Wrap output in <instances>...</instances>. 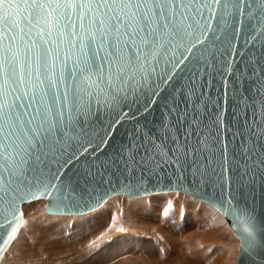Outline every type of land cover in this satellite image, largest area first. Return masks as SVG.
Listing matches in <instances>:
<instances>
[{"label": "snow or ice", "instance_id": "1", "mask_svg": "<svg viewBox=\"0 0 264 264\" xmlns=\"http://www.w3.org/2000/svg\"><path fill=\"white\" fill-rule=\"evenodd\" d=\"M262 39L264 0H0V245L16 239L13 225L23 216L18 202L53 196L49 211L58 213L73 200L79 185L65 173L85 153L92 161L85 174L106 175L95 159L106 138L92 152L82 142L83 151L77 149L76 138H87L88 118L99 119L110 103L147 95L146 88L157 96L180 65L181 78L193 81L194 98L181 93V103L165 104L174 131L165 137L163 163L189 183L217 176L227 184L230 165L241 179L264 176V98L250 97L234 110L226 136L223 100L205 101L196 87L204 58L216 61L213 49L221 48L235 55L237 41L254 82L264 81ZM156 103L150 99L139 112L150 115ZM209 103L220 111H208ZM160 154L154 141L134 139L113 163L123 160L121 167L142 180L151 171L145 165L157 164ZM224 202L232 207L231 197ZM239 216L245 248H251L258 233L247 211Z\"/></svg>", "mask_w": 264, "mask_h": 264}, {"label": "water", "instance_id": "2", "mask_svg": "<svg viewBox=\"0 0 264 264\" xmlns=\"http://www.w3.org/2000/svg\"><path fill=\"white\" fill-rule=\"evenodd\" d=\"M241 29V35L247 38L249 31L247 21L242 22ZM261 44H264V39L261 40ZM240 51L239 41L235 45L236 54L231 57L223 48L219 51L213 49L217 60L212 61L211 55H208L202 61L205 67L197 69L200 72L199 80L196 82L197 92L205 93V101L219 103L223 100V124L226 136L229 126L233 123L234 110L239 112L245 104H250L251 101L248 99L250 97H255L257 100L264 98V81L256 79L254 82L255 78L249 74L251 65L241 61ZM182 67L183 65H180L177 68L172 79L166 84L159 85L157 96L153 97L152 89L146 88L144 91L147 95L140 94L139 99L131 96L120 103H110L102 108L99 119L96 116L88 118L89 122L85 125L87 138L83 136L76 138L77 149L78 152L83 151V148L79 147L82 142L84 147H88L89 152H92L101 140L106 138L107 143L102 145V150L97 152L95 157L97 166L101 164L105 166L102 171L106 175H97L92 178L85 174L92 165V161L86 159L87 153H85L80 157V161H74L76 167H72L70 171L66 170L65 174L69 177V182L73 186L77 184L79 186L76 187L73 200L65 201L60 212H50L49 208L55 202L53 196H43L40 193L37 194L36 199L29 198L18 202V209L23 212L24 205L45 200L44 213L47 215L81 216L100 209L110 199L118 196L136 199L161 193L186 194L208 204L227 220L240 242L235 264H264V245H262L264 234L261 232L264 228V176L257 173L255 177L241 179L232 171L234 165H230L226 175L227 184L217 176H194V182L189 183L187 179L181 180L170 165L163 163V160L167 159V149L163 146L169 143L165 137L170 131H174L170 127L172 115L167 111L165 104L174 107V100L176 104L181 103V93L194 98L191 90L193 81L187 76L181 78L180 68ZM245 67L247 71H242ZM261 75L264 76V72ZM150 99H155L157 102L153 105L151 114L140 113L139 109ZM212 103H209L208 111H220L219 108H213ZM261 111L264 112V104L261 105ZM134 139L136 142L154 141L161 149L158 163L145 165L151 171L145 173L142 180L136 177L135 172L126 171L121 167L123 160L113 163L118 160L117 153ZM68 151L71 154L72 149L69 148ZM229 156H231V150H229ZM81 161L84 162L83 166ZM139 171L140 169L137 168L136 172ZM187 176L188 173L185 172L184 177ZM225 195L231 197V208L224 202ZM241 209L250 214L255 231L258 233L256 242L251 248H245V241L241 235L245 226L241 222L245 218L243 216L238 218ZM25 225L24 213L23 216L17 215L13 225L16 229V238ZM14 240L0 245V264Z\"/></svg>", "mask_w": 264, "mask_h": 264}, {"label": "rangeland", "instance_id": "3", "mask_svg": "<svg viewBox=\"0 0 264 264\" xmlns=\"http://www.w3.org/2000/svg\"><path fill=\"white\" fill-rule=\"evenodd\" d=\"M118 198L119 206L112 204V198L81 216L47 215L44 200L24 205L26 225L1 264L236 263L240 242L224 216L208 204L175 192ZM107 211L112 216L103 230L94 229L97 216ZM133 215L145 219V224L126 220ZM63 217L73 221L57 220ZM145 225L154 232L145 234ZM85 227L89 228L82 230Z\"/></svg>", "mask_w": 264, "mask_h": 264}, {"label": "bare ground", "instance_id": "4", "mask_svg": "<svg viewBox=\"0 0 264 264\" xmlns=\"http://www.w3.org/2000/svg\"><path fill=\"white\" fill-rule=\"evenodd\" d=\"M45 201V200H44ZM119 201H121V199H119L118 197L116 198H114V200L111 202L112 204H114L115 206H119L120 205V202ZM116 202V203H115ZM111 203H108V204H111ZM135 203H139V202H135ZM140 204H141V202H140ZM130 205H132V204H130ZM136 206H137V204H136ZM132 207H135V206H132ZM138 207V209L139 208H141L139 205L137 206ZM40 209V208H39ZM120 209V208H119ZM131 209V208H130ZM136 209V208H135ZM112 215L110 214V212L108 213V211L107 212H103V213H101V215L100 216H97V218H98V220L96 221V223H97V225L96 226H94V229L95 228H98V230H103V228L105 227V221H108L109 219H110V217H111ZM117 217V216H116ZM138 216H128V217H126V220H128V221H133V222H136L137 220H139V221H141V223L142 224H145V219H142V218H137ZM118 219V218H117ZM57 220H62L64 223L66 222V223H68V220L70 221L71 219H67V218H65V217H63V218H60V219H57ZM116 220V219H115ZM73 220H71V222H72ZM227 221V220H226ZM70 222V223H71ZM116 223V222H115ZM229 224V223H228ZM146 226V225H145ZM230 226V225H229ZM91 228H93V226H90ZM122 227V226H121ZM87 228H89V227H85V228H83L82 230H85V229H87ZM119 228V227H118ZM143 228H145V230L143 231V232H145V234H146V232H148L149 234H152L153 232H154V230H152V228H149L148 226H146V227H143ZM121 229V228H120ZM124 229V228H123ZM149 229H151V230H149ZM122 230V229H121ZM120 230V231H121ZM151 231H152V233H151ZM83 232V231H82ZM114 232V231H113ZM117 232H118V230H117ZM116 232V233H117ZM116 233H114V234H116ZM201 235H202V233H201ZM190 237V236H189ZM155 238V237H154ZM191 239V238H190ZM192 240V239H191ZM194 240V239H193ZM197 241V240H196ZM111 249V248H110ZM231 252V251H230ZM16 253V252H15ZM230 254H232V253H230ZM15 255V254H14ZM106 255H109V253L108 254H106ZM110 256V255H109ZM106 257L105 258V260H104V262H107L111 257ZM196 259H198V258H196Z\"/></svg>", "mask_w": 264, "mask_h": 264}]
</instances>
